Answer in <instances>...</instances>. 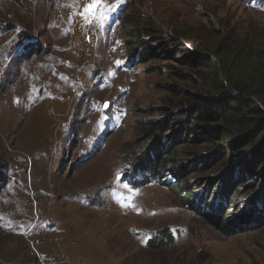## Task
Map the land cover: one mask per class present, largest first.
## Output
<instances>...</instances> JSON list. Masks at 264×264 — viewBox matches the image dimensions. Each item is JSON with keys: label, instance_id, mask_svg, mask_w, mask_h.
I'll return each mask as SVG.
<instances>
[{"label": "rangeland", "instance_id": "1", "mask_svg": "<svg viewBox=\"0 0 264 264\" xmlns=\"http://www.w3.org/2000/svg\"><path fill=\"white\" fill-rule=\"evenodd\" d=\"M90 2L0 0V261L264 264V225L224 232L163 183L170 173L144 181L134 171L148 154L144 129L153 123L176 141L175 163L193 194L239 186L229 205L235 212L264 187L257 175L232 179L240 158L227 138L204 143L185 117L205 86L186 80L175 52L189 47L200 59L202 46L218 45L222 24L264 31V3L105 0L101 24L81 15ZM138 38L155 55L133 65ZM195 64L192 72L208 73ZM212 165L231 177L219 183ZM166 231L171 241L158 244Z\"/></svg>", "mask_w": 264, "mask_h": 264}, {"label": "trees", "instance_id": "2", "mask_svg": "<svg viewBox=\"0 0 264 264\" xmlns=\"http://www.w3.org/2000/svg\"><path fill=\"white\" fill-rule=\"evenodd\" d=\"M248 1L264 3V0ZM217 44L211 52L209 48L202 46V54L204 55L207 50L208 55L212 56L209 63L207 57L203 55L196 60L194 53H190L189 47L175 50L180 56L178 61L182 63L181 68H187L189 71L186 73V80L205 86L203 91L193 94L194 98H190L189 106L192 108L187 109L185 117H191L194 120V125L199 129L198 132H204L203 135L207 137L204 143H214L223 137L227 138L225 140V142L229 141L227 148L240 158L239 162L235 163L232 179H243L244 175L253 178L257 175L261 184L264 180V31L250 23L232 29H227L222 24L217 35ZM183 51L188 54H184ZM153 55L155 54L152 49L145 48L143 41L138 38L135 54L131 55L130 62L134 65ZM195 63L202 64L208 69V73L205 70L192 72L198 68ZM169 124L178 127L174 121H170ZM182 132L186 134L189 130ZM167 133V128L157 124L149 123L145 127L144 135L148 140V154L138 157L134 166L135 173L143 175L144 181H148L151 177L163 178L170 173L171 181L163 183L175 195L198 206L196 209L203 211L206 218L215 225H220L224 232L237 233L264 225V207H262L264 199L258 209L255 208L258 197L264 195L262 185L259 184L257 187H260L255 190L258 194L254 192V195H250L245 205L235 212L230 211L229 205L233 199L231 194L240 193L239 186L228 187L229 193H223L226 191L224 189H217L212 193L201 189L193 194L188 188L184 169L179 168L175 163L176 158H180V153L175 146L176 141L168 139ZM193 145L196 146V144ZM211 155L213 158L216 151H213ZM226 156L222 154L221 160L225 161ZM202 164H204L203 161ZM215 166H211L212 172L220 171L222 165L218 168ZM224 172H221L219 183L231 177L230 174L224 175ZM164 237L168 242L171 241L166 231L161 234L158 244L163 243ZM155 242H158L157 239L151 240L150 245ZM1 253L0 259L5 257L1 256ZM9 259L15 261L12 256ZM0 264L6 263L0 261Z\"/></svg>", "mask_w": 264, "mask_h": 264}, {"label": "snow or ice", "instance_id": "3", "mask_svg": "<svg viewBox=\"0 0 264 264\" xmlns=\"http://www.w3.org/2000/svg\"><path fill=\"white\" fill-rule=\"evenodd\" d=\"M105 0H91L90 3L86 4L84 11L81 13L82 16H85L87 20V15L90 14L94 19L98 20L101 24L105 19H107V14L102 10ZM89 23L91 21H88ZM107 106V105H105Z\"/></svg>", "mask_w": 264, "mask_h": 264}, {"label": "built area", "instance_id": "4", "mask_svg": "<svg viewBox=\"0 0 264 264\" xmlns=\"http://www.w3.org/2000/svg\"><path fill=\"white\" fill-rule=\"evenodd\" d=\"M97 147H98V146L96 145V143H93V144H92V151H95V150L97 149Z\"/></svg>", "mask_w": 264, "mask_h": 264}, {"label": "clouds", "instance_id": "5", "mask_svg": "<svg viewBox=\"0 0 264 264\" xmlns=\"http://www.w3.org/2000/svg\"><path fill=\"white\" fill-rule=\"evenodd\" d=\"M166 178L171 179V174L167 175Z\"/></svg>", "mask_w": 264, "mask_h": 264}]
</instances>
